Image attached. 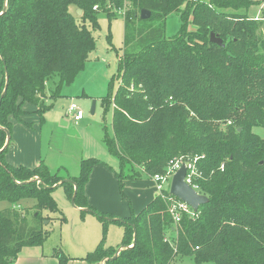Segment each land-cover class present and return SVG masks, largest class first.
<instances>
[{
	"label": "trees",
	"instance_id": "16d2710c",
	"mask_svg": "<svg viewBox=\"0 0 264 264\" xmlns=\"http://www.w3.org/2000/svg\"><path fill=\"white\" fill-rule=\"evenodd\" d=\"M259 2L0 0V57L8 82L0 102V201L11 205L0 211V264L42 246L48 235L42 213L59 212L51 192L63 187L71 199L74 186V205L82 213L124 228L116 259L110 260L117 248L99 244L82 258L89 264H175L186 257L195 264H264V139L253 132L264 128V12L248 15ZM142 10L150 12L148 20L139 19ZM171 14L181 24L190 15L195 31L187 32L184 22L167 37ZM101 16L124 21L118 86L101 99L112 107V137L105 144L119 164L114 175L120 194L125 200V180L164 174L175 161L191 165L192 185L208 201L177 225L167 210L176 201L169 190L127 218L90 207L84 187L93 167L103 163L98 159H83L69 181L42 161L33 168L5 161L13 124L31 128L29 117L37 116L41 126L52 107L47 101L60 98L84 71ZM133 23L141 26L132 30ZM211 33L223 47L209 41ZM5 77L3 69L0 96ZM3 129L10 134L6 146ZM26 198L36 201L30 216L15 208ZM53 256L59 264L69 259L55 250Z\"/></svg>",
	"mask_w": 264,
	"mask_h": 264
},
{
	"label": "rangeland",
	"instance_id": "374dc122",
	"mask_svg": "<svg viewBox=\"0 0 264 264\" xmlns=\"http://www.w3.org/2000/svg\"><path fill=\"white\" fill-rule=\"evenodd\" d=\"M204 1L208 2V0ZM260 1L248 10L249 17L262 16L264 0ZM182 19L186 23L183 22L187 32H194L195 27L189 25L192 17L186 15ZM98 21L99 28L92 32L96 40L95 51L90 55L81 79L82 86L79 90L82 92L77 93L75 79L72 85L62 89L60 98L47 101L52 104V107L43 114L42 125L37 126V116L29 117L33 123L31 130L34 129L37 133L35 131L29 133L30 142L28 138L24 140L26 150L36 153L39 162L42 161L51 174L56 173L64 180L77 177L80 171V162L89 158L98 159L117 172L119 171L117 159L108 152L105 144L106 138L112 137V107L111 105L105 107L101 99L108 93L113 95L118 86L114 76L117 74L119 57L123 53L124 21L115 19L109 23L104 16H101ZM181 22V17L178 15H169L165 25L166 36L175 35L183 25ZM138 26L141 25L133 23L132 30ZM82 93L84 96L81 95ZM93 102H95V107L91 114ZM71 104L77 105L83 111V118L78 123H74L68 115V107ZM29 109L33 110V108ZM63 122L66 125H62ZM253 132L264 139V128L255 127ZM13 133L11 129V136ZM12 141L14 140L11 139ZM123 173L124 175L129 174V168L126 167ZM149 178L151 179V176ZM51 196L60 213L46 211L42 213L43 217L48 218L43 222V229L48 232V235L41 247L27 249L39 248L44 250L45 254L55 250L62 252L67 257L68 255L80 257L79 255L86 256L94 251L99 244H102L105 249L121 247L124 234L122 225L106 223L98 219L96 215L88 212L82 213V208L72 206L71 199L68 198L63 187L55 188L51 192ZM35 204L34 199L26 198L19 201L15 208L30 216ZM9 207H11L9 203L0 201V211ZM61 217L65 218V222H61ZM91 238L95 239L86 244ZM95 240L96 242L92 246ZM96 264H105V260H100ZM175 264L195 263L193 258L186 257L181 261H176Z\"/></svg>",
	"mask_w": 264,
	"mask_h": 264
},
{
	"label": "crops",
	"instance_id": "0c3cea01",
	"mask_svg": "<svg viewBox=\"0 0 264 264\" xmlns=\"http://www.w3.org/2000/svg\"><path fill=\"white\" fill-rule=\"evenodd\" d=\"M86 67L84 70H86ZM2 70L0 60V84L2 80ZM83 73L84 72L80 73L76 77L77 93L80 91L82 92L79 88L82 86L81 79L83 78ZM81 95L84 96V93ZM31 120L32 119H30V121ZM37 126L39 125L37 124ZM32 128L33 126L28 128L17 123L13 124L12 131L15 134L13 133L11 139L14 141H12V143L10 139L5 154L6 163L12 166H25L30 168L38 165L39 157L37 154L26 150L27 148L24 145L25 139L28 138L30 142L31 138L29 133L36 132L34 129L31 130ZM114 171L116 170L104 162L93 167L88 182L84 187V195L87 204L96 211L111 215L115 218H127L131 213H139L154 199V183L149 177L144 176L125 180L123 192L126 199L124 200L120 194L118 181L114 175ZM93 239L95 238H91L86 244H89ZM95 242L96 240L92 243V246H94ZM25 249H22L18 258L12 264H59L58 259L53 256V252L45 254L44 250L39 248ZM79 256L80 257H70L68 255L69 259L66 264H89L82 260L84 255Z\"/></svg>",
	"mask_w": 264,
	"mask_h": 264
},
{
	"label": "water",
	"instance_id": "95a60500",
	"mask_svg": "<svg viewBox=\"0 0 264 264\" xmlns=\"http://www.w3.org/2000/svg\"><path fill=\"white\" fill-rule=\"evenodd\" d=\"M4 11H5V9H4ZM80 13H81L80 10H77L76 14L78 16L80 15ZM150 17H151V14L148 11L142 10L139 13V19L142 20V21L148 20ZM209 41L211 43H214V44H216L218 46L223 47L222 40L220 38H218L216 35H214L213 33L210 34ZM0 60H1L2 64H3V69L5 71V76H6L5 77L6 81H5L4 89H3L2 93H1V96H0V102H1L2 97L6 93V90H7V87H8L7 86L8 82H7L6 68H5V65H4L2 57H0ZM94 107H95V102H93V104H92L91 114L94 112ZM62 125H66V123L63 122ZM3 130H4L5 134H6V142H5V146H6L8 141H9L10 134H9V132L6 129H3ZM185 177H186V167H185V164H182L180 166V168L175 172V174L173 175V177L171 179V183H170V187H169V194L172 197L178 199L179 201L184 202L185 204H187L193 210V212L196 213L198 208L201 205L207 203L208 199L205 196L197 193L192 187H190L188 184H186L185 181H184ZM67 181H69V180H67ZM75 194H76V186H74V193H73V196L71 198L72 206H75L74 205ZM115 220H118V219H111L110 221H115ZM131 247H127V248H131ZM122 249H124V248L123 247L118 248L116 250L114 256L110 260L116 259V257L118 256V254L120 253V251Z\"/></svg>",
	"mask_w": 264,
	"mask_h": 264
},
{
	"label": "built area",
	"instance_id": "2783aa9c",
	"mask_svg": "<svg viewBox=\"0 0 264 264\" xmlns=\"http://www.w3.org/2000/svg\"><path fill=\"white\" fill-rule=\"evenodd\" d=\"M68 115L71 117V120L74 123H78L83 118V111L77 105L71 104L68 107ZM182 164L183 163H181L180 161L171 162L164 174L154 175L151 177V181L154 183L155 196H162V192L164 190H169L171 179ZM185 167L186 177L184 181L197 192V187L192 185V179L196 176L195 171L191 165L185 164ZM167 210L174 225H177L181 221L183 216L189 218L195 217V213L193 212V210L187 204L179 201L178 199H176V201L171 200V202L167 206Z\"/></svg>",
	"mask_w": 264,
	"mask_h": 264
}]
</instances>
